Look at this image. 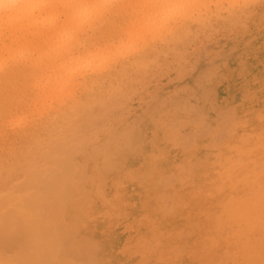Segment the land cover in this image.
Wrapping results in <instances>:
<instances>
[{"label":"rangeland","instance_id":"374dc122","mask_svg":"<svg viewBox=\"0 0 264 264\" xmlns=\"http://www.w3.org/2000/svg\"><path fill=\"white\" fill-rule=\"evenodd\" d=\"M116 17L121 21H114ZM125 19H129L125 13L112 17L93 39L118 40L128 27ZM33 29L19 33V41L43 46L48 34ZM167 34L143 48L139 56L121 59L63 92L39 79L43 68L38 65H14L0 73V167L23 149L35 148L37 136L50 135L51 124L76 110L70 128L60 124L58 135L47 137L52 148L47 163L61 157L56 152L66 141L62 153L78 149L71 163L81 165L77 172L61 176L59 183L64 182L59 184L58 201L66 199L80 177L78 185L87 191L81 194L83 205L90 202L96 208L74 226L76 251L69 264H264V214L258 215L260 210L248 215L245 229L233 226L234 221H222L219 233L213 234L218 226L208 223L211 199L200 194L191 202L187 226L177 219L185 208V197L197 195L193 192L197 184L216 180L227 157L237 155L236 151L253 158L257 152L255 145L250 149L251 143L264 136V3L233 17L188 20ZM28 74H33L32 79L18 86ZM84 106L86 115H77ZM76 137L89 139L80 145ZM263 169L256 168L261 180ZM249 206L248 201L242 205L250 212ZM44 208L40 209L44 212ZM22 233L15 229L8 235L0 227V260L5 257L19 263L16 255L27 251L22 247L28 248Z\"/></svg>","mask_w":264,"mask_h":264},{"label":"bare ground","instance_id":"6f19581e","mask_svg":"<svg viewBox=\"0 0 264 264\" xmlns=\"http://www.w3.org/2000/svg\"><path fill=\"white\" fill-rule=\"evenodd\" d=\"M119 18L116 17V19L114 21H116V20L119 21ZM120 21H121V19H120ZM41 24H42V21L37 19V20L33 21L25 29L30 31V29L32 30L33 28L34 29L36 28L35 30L39 31V29H41ZM101 29H103V28H101ZM107 29H110V28H107ZM41 31H40V34L43 33ZM113 31L115 32V30H113ZM114 32H112V34ZM35 33H37V32H35ZM32 34H33L32 36H34L33 38H36L35 34L34 33H32ZM43 34L45 35V32ZM37 35H38V33H37ZM113 35H115V34H113ZM103 36H105V35H103ZM108 36H109V34H108ZM167 36H168V34H167ZM39 38L41 39L40 36H39ZM46 39H47V37H46ZM107 40H108V38H106V41ZM103 41H104V39H103ZM157 42H159V41L157 40ZM155 48H156V46H155ZM141 52H143V51H141ZM142 54H144V53H142ZM122 67H125V65L124 66L122 65ZM198 75H200V74H198ZM32 77H33V74L25 75L23 78V81H21V82L19 81V83H16V84H18V86H21L24 84V82L27 83V81H30L32 79ZM90 90H91V88H90ZM98 93H99V91H98ZM76 99H75V101H76ZM110 99H113V96ZM104 105H106V104H104ZM109 105L111 106V104H109ZM107 110H108V108H107ZM87 112H88V110L84 106L83 108L78 110L77 115L79 113H81L85 116ZM153 112L154 111H152V113ZM75 114H76V110L73 114H71V115L69 114L65 120H62L66 116V114H64L63 117L60 119L62 121L59 120L57 123L51 124L50 131L52 133L50 135H47V136L42 135L39 138L37 136L36 143L38 145L35 148H33L32 150H30V148H26L25 150L23 149V152H20L17 155L14 154L12 160L8 164L0 167V227L2 226V228H4V230L6 232H8V235H11L13 233V230H15V229H17L18 231L21 230V233L23 231L22 234L25 235V237L23 235V238H25V241H23V242H26V244H28V248H27V246H24V245H23L24 247H22V250L27 249V251H24L26 253H24L23 251H20V252H22L21 254L24 253V256L22 257V255L19 254L20 252H18V254L16 256L19 255L18 257L20 258L19 259L20 261L18 260L19 261V263H18L16 260L17 263H14V264H69L71 262L70 259L73 258L74 251H76L73 249V245H74V241H75L74 226L76 224H78L79 219L83 215L90 214L91 212L95 213V211H96L94 204H92L90 202H88V204L86 203L83 205L84 199H83L81 194L83 192H87V191H86V188L84 187L83 192H82L81 187H79V185H78V181L80 178L79 176H78L79 178H77L74 182L75 185H71L73 188L70 190V192L67 191L69 193H67L66 199H63V202L60 200L58 201V197L61 195V192L58 189L59 184L61 183V185H62V183L64 182V181H62L59 183L60 178H62L61 176L65 175L67 172L68 173H70L72 171H73V173L77 172L78 168L81 166L78 163L77 164L71 163V160L74 157V153L76 151H78V149L74 153L72 151V153L68 152L69 154L68 153L64 154L65 150L62 153V150L64 149V143H66V141H64V143L62 145V143H61V141H63L62 138H59V139L57 138L56 141H59L61 143L59 146H61V145L62 146L61 147L58 146L59 151L57 150L58 152H56V153L57 154L61 153V157H57L56 159L54 158L55 159L54 161L53 160L49 161V163L53 162L51 164L47 163L48 160L51 159V158H48L49 156H51V154L48 155V151L50 149L52 150V148L48 147V140H50V139L47 137L48 136H57L59 131H60V128H59L60 124L65 126V129L70 128L69 124H70L72 118H75ZM91 114H93V113H91ZM102 115H104V112ZM195 115H193V116H195ZM257 119H260V117ZM82 122L85 123L84 121H82ZM236 122H238V121H236ZM77 125L79 126L80 124H77ZM81 126L82 125H80V127ZM218 126L219 125L217 124V128H218ZM236 126L238 127V124L235 125V127ZM81 128H83V127H81ZM162 129H163V127H162ZM81 130H83V129H81ZM81 130H77V131L79 132ZM63 131H65V130H63ZM77 131H74V132H76L75 134H78V135L81 134V133H77ZM85 131L86 130H84V132ZM129 132H131V131L128 130V134H129ZM216 132H217V130H216ZM101 133H99V134H101ZM231 133H233V132H231ZM245 133H247V132H245ZM88 134H87V136H88ZM123 135H122V137H123ZM240 135H241V133H240ZM248 135H250V133H248ZM89 136H91V135L89 134ZM110 136H107V137H110ZM244 136H246V135H244ZM251 136L252 135H250V138H251ZM78 137H76V139H80ZM92 138L90 141L94 140ZM220 138H221V136H220ZM84 139H80L81 140L79 142L80 145L84 142ZM87 139H89V138H87ZM87 139H85V141ZM180 139H181V137H180ZM263 139H264V136L260 137L259 141L255 139L257 141V143L256 142H255V144L251 143L250 149H252L253 145H255L253 148L254 149L253 151L257 152L253 158H250V159L244 158V154L241 155L242 150H240L239 152L236 151V153H238L237 155L235 154L236 158H235V156H230V157L228 156L227 157L228 160L225 163V166L221 168L222 169L221 173H219L220 176L215 177L216 180L213 179L212 181H207L204 184H197L193 188V192H195L197 195H193V196L187 195L185 197V199H184L185 208H183L182 211L180 212V214L178 215V217H177L178 221L187 226V222L189 221L188 220V217H189L188 212L190 210V207H192L191 202L193 201V198L195 201V198H197L200 194L210 196L211 201H209L210 202L209 203L210 208H209V212H208V223H210L211 225H214L216 227L218 226V228L221 227L222 221H226V222H230V223H232L234 221L233 226L236 225L238 229H245L246 228L245 222L248 223V219H249L248 215H250V217H252L251 214L255 213V210H260L257 213L258 215L262 214V212L264 214V180H261L259 178V171H256L257 167H260V168L263 167L264 168V140ZM53 140H54V137H53ZM228 140H229V138H228ZM243 140H245V139H243ZM249 140L250 139L248 138L247 139L248 145H250ZM104 141H102V142H104ZM126 141H127V139H126ZM98 143H99V141H98ZM74 144H76V143H74ZM211 144H214L213 141ZM215 145H216V143H215ZM238 145L240 147V144H238ZM222 146H224V144ZM80 148H81V146H80ZM229 148H230V146H229ZM72 149H74V148H72ZM106 149H107V146H106ZM129 149H132V148L130 147ZM86 150H89V148H87ZM105 151H107V150H105ZM111 151H113V150H111ZM116 151H119V150H116ZM87 152H90V151H87ZM113 152H115V151H113ZM106 155H107V153H106ZM110 155L113 156L112 153ZM89 156H88V158L90 159L91 157H89ZM108 157H109V155H108ZM109 159H110V157H109ZM235 159L238 160V164H237V162H236V164H234ZM96 160H98V157ZM224 160H223V162H224ZM98 161H97V163H98ZM258 162H260V163H258ZM250 163H252V164H250ZM256 163H257V165H256ZM205 165H206V163H205ZM207 165H208V163H207ZM234 165L235 166L238 165V167H234ZM99 168H100V166H99ZM101 169H103V168H101ZM236 169H237V171H235ZM246 169L249 170L250 173H248L249 171H246ZM100 178H101V176H100ZM70 184H72V183H70ZM97 186H100V185H97ZM64 188L66 189L65 183H64ZM68 189H70V188L68 187ZM62 192H64V189L62 190ZM94 196H96V194ZM89 197H90V194H89ZM103 199H104V197H103ZM47 200L49 202H51V205L52 204H53V206L55 205L54 208L53 207L50 208L51 205L48 206ZM97 200H98V198H97ZM44 201L46 202L45 204L43 203ZM246 201H248V205H250L248 207V209H250V212L246 211L245 208L242 207V205H244V203ZM56 204H57V206H56ZM43 205L44 206L46 205V207H49L50 209L49 210H47V208L45 209ZM40 208L41 209L44 208L46 211L43 212ZM165 210L167 211V209H165ZM60 227H62L63 230ZM218 228L213 229L212 233L218 234L219 230H220V228L219 229ZM62 238H64V243H60V241L63 240ZM23 244H25V243H23ZM153 249H154V247H153ZM17 258H15V259H17ZM159 258H160V255H159ZM0 261H3L4 264H13V262H11L8 258H5V257H3V258L1 257ZM172 263H173V261H172ZM86 264H97V263L86 262Z\"/></svg>","mask_w":264,"mask_h":264},{"label":"clouds","instance_id":"9594fccd","mask_svg":"<svg viewBox=\"0 0 264 264\" xmlns=\"http://www.w3.org/2000/svg\"><path fill=\"white\" fill-rule=\"evenodd\" d=\"M256 3L264 0H0V73L14 65H38L43 68L39 79L63 92L188 20L233 17ZM121 13L129 19L118 40L93 39L106 21ZM37 19L48 34L43 46L20 42L18 34Z\"/></svg>","mask_w":264,"mask_h":264}]
</instances>
